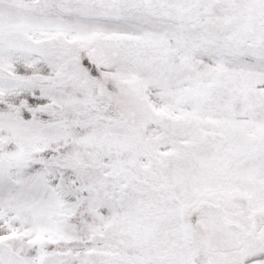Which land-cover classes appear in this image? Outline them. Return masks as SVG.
Wrapping results in <instances>:
<instances>
[{"label":"snow or ice","instance_id":"6c2138e0","mask_svg":"<svg viewBox=\"0 0 264 264\" xmlns=\"http://www.w3.org/2000/svg\"><path fill=\"white\" fill-rule=\"evenodd\" d=\"M0 264H264V0H0Z\"/></svg>","mask_w":264,"mask_h":264}]
</instances>
